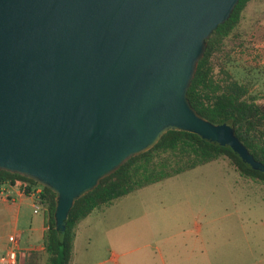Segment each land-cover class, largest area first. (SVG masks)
Returning <instances> with one entry per match:
<instances>
[{
    "label": "water",
    "instance_id": "obj_1",
    "mask_svg": "<svg viewBox=\"0 0 264 264\" xmlns=\"http://www.w3.org/2000/svg\"><path fill=\"white\" fill-rule=\"evenodd\" d=\"M236 2L0 0V169L54 192L59 237L76 198L169 129L264 172L186 96L205 39Z\"/></svg>",
    "mask_w": 264,
    "mask_h": 264
},
{
    "label": "rangeland",
    "instance_id": "obj_2",
    "mask_svg": "<svg viewBox=\"0 0 264 264\" xmlns=\"http://www.w3.org/2000/svg\"><path fill=\"white\" fill-rule=\"evenodd\" d=\"M210 61L214 77L225 70L264 103V0L246 2ZM263 182L240 175L221 156L137 187L76 224L73 264H161L158 246L164 241L189 244L196 226L201 234L207 226L220 229L225 210L250 212L264 220ZM200 243L216 257L226 248L221 240L212 244L203 238Z\"/></svg>",
    "mask_w": 264,
    "mask_h": 264
},
{
    "label": "trees",
    "instance_id": "obj_3",
    "mask_svg": "<svg viewBox=\"0 0 264 264\" xmlns=\"http://www.w3.org/2000/svg\"><path fill=\"white\" fill-rule=\"evenodd\" d=\"M247 1L237 0L229 16L217 24L205 39V48L197 61L186 96L204 118L229 124L249 153L264 163V103L257 102L256 94L225 70L222 69L223 76L214 77L210 61L222 39L238 23ZM221 156L226 157L240 175L264 181V172L251 168L228 145L207 140L194 132L169 129L148 149L128 157L114 171L100 178L92 189L76 198L65 218L61 237L54 227V192L50 188L32 178L4 169H0V182L23 179L29 185L40 187L38 199L43 207L45 227L41 243L45 264H68L75 226L93 209H100L137 187L174 176ZM28 190L26 188L25 191Z\"/></svg>",
    "mask_w": 264,
    "mask_h": 264
},
{
    "label": "crops",
    "instance_id": "obj_4",
    "mask_svg": "<svg viewBox=\"0 0 264 264\" xmlns=\"http://www.w3.org/2000/svg\"><path fill=\"white\" fill-rule=\"evenodd\" d=\"M32 202L33 194L21 190L17 179L0 182V264H45L41 243L45 227L43 207L33 211ZM250 214L231 208L224 211L220 229L207 226L204 234H201V228L196 226L189 244L183 243L181 246L164 241L163 246H158L160 263L264 264V220L261 217L257 220ZM203 238L211 240L212 244L214 239L223 241L226 248H223L221 257H216L212 249L209 251L206 245L200 243ZM74 241L75 231L68 264L74 263ZM10 250L15 253L12 263L7 258ZM29 250L34 252L27 256Z\"/></svg>",
    "mask_w": 264,
    "mask_h": 264
},
{
    "label": "built area",
    "instance_id": "obj_5",
    "mask_svg": "<svg viewBox=\"0 0 264 264\" xmlns=\"http://www.w3.org/2000/svg\"><path fill=\"white\" fill-rule=\"evenodd\" d=\"M17 181L20 185L21 190L25 191L26 188H29L28 192L33 194V202H32L33 211H37L39 207H42V203L38 199V191L40 187L29 185V183L23 179H17ZM14 255H15L14 250L8 251L7 258L9 259L10 263L13 262Z\"/></svg>",
    "mask_w": 264,
    "mask_h": 264
}]
</instances>
